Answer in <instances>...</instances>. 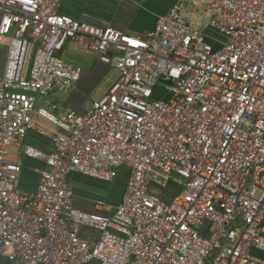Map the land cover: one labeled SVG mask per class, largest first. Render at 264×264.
I'll list each match as a JSON object with an SVG mask.
<instances>
[{"label":"built area","instance_id":"obj_1","mask_svg":"<svg viewBox=\"0 0 264 264\" xmlns=\"http://www.w3.org/2000/svg\"><path fill=\"white\" fill-rule=\"evenodd\" d=\"M61 0H0L7 37L0 77V255L17 264H264V0H174L145 35L93 25L59 11ZM186 4L208 13L206 39ZM85 44L117 78L84 112L51 111L37 95L67 90L82 69L58 54ZM59 130L41 159L36 190L18 185L10 145L36 129ZM128 177L110 213L74 207L78 173ZM173 181L169 200L150 183ZM81 226L99 231L79 235Z\"/></svg>","mask_w":264,"mask_h":264},{"label":"crops","instance_id":"obj_2","mask_svg":"<svg viewBox=\"0 0 264 264\" xmlns=\"http://www.w3.org/2000/svg\"><path fill=\"white\" fill-rule=\"evenodd\" d=\"M174 0H61L59 11L74 19L86 21L93 25H110L130 35H145L155 24L157 16L165 14ZM196 15L186 10V22L201 31L206 39L217 44L216 39L220 35L212 30L208 24V13ZM58 54L71 65L80 66L81 76L73 86L67 90L54 89L46 95L36 96V105L44 106L51 111L59 112L70 109L76 112L86 111L91 101L102 95L110 84L117 78V70L102 63L96 52L88 49L72 39H67ZM7 55V37H0V77L3 74ZM93 96L88 105L84 104L87 96ZM32 118L36 124L35 130L26 133L23 139L13 142L9 147L8 159L19 163L18 185L21 189L34 191L37 188L40 172L45 168L41 159L26 156L24 149L26 145H33L43 151H49L52 147L50 138L41 133H54L59 129L47 119L38 115L36 110L32 112ZM128 169L120 167L119 172ZM68 181L73 190L72 202L75 208L83 211H93L97 208L95 204L102 199L109 206L105 212L110 213L122 198L125 190L119 195L112 191L110 183L99 181L78 173H71ZM150 190L158 194L162 199L169 200L172 193L182 190V187L169 180L163 185L150 183ZM264 224V218H263ZM79 235L86 239H97L99 231L90 227L81 226ZM259 257L264 258V252L253 251ZM0 264H17L0 255ZM90 264H96L91 262Z\"/></svg>","mask_w":264,"mask_h":264},{"label":"rangeland","instance_id":"obj_3","mask_svg":"<svg viewBox=\"0 0 264 264\" xmlns=\"http://www.w3.org/2000/svg\"><path fill=\"white\" fill-rule=\"evenodd\" d=\"M186 10H190V12L195 13L196 15H200V14H204L203 10L195 5V6H191L189 4H186ZM93 96L89 95L86 97L84 104L88 105V103L92 100ZM93 101V100H92ZM91 101V102H92ZM120 170H118L117 176L111 181V182H106V183H110L109 185L112 187V191L115 192V195H119L120 192H122L124 190V180L127 181V177H128V169H125V171L123 172H119Z\"/></svg>","mask_w":264,"mask_h":264}]
</instances>
